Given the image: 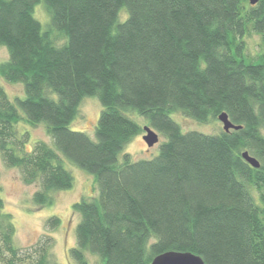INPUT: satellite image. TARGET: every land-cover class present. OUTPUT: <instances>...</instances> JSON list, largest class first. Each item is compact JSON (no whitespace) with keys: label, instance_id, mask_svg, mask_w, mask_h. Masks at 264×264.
Instances as JSON below:
<instances>
[{"label":"trees","instance_id":"1","mask_svg":"<svg viewBox=\"0 0 264 264\" xmlns=\"http://www.w3.org/2000/svg\"><path fill=\"white\" fill-rule=\"evenodd\" d=\"M0 47V79L25 94L13 101L0 83L4 164L38 185L37 207L73 188L63 158L95 178L98 194L73 204V261L151 264L177 251L206 264H264V0H0ZM87 97L102 105L95 139L71 129ZM134 113L165 138L153 159H119L144 132ZM176 113L201 124L226 113L239 129L184 133ZM22 124L44 125L53 146L29 150ZM4 208L0 198V264H54L53 237L16 247ZM59 225L51 217L46 227Z\"/></svg>","mask_w":264,"mask_h":264},{"label":"rangeland","instance_id":"2","mask_svg":"<svg viewBox=\"0 0 264 264\" xmlns=\"http://www.w3.org/2000/svg\"><path fill=\"white\" fill-rule=\"evenodd\" d=\"M124 16L125 13H122ZM35 17L46 26L49 22V16L40 4L35 8ZM248 53L250 56H256L261 52L260 37L256 34L247 38ZM8 59V53L5 48L0 47V62ZM0 83L4 86L6 92L14 101L16 97L23 98L24 88L22 84H11L3 79ZM102 105L97 97L85 98L80 107L76 119L71 124L74 131L84 132L92 139H95V128L98 122ZM137 121L142 129L149 126V121L140 117L136 113L131 115ZM172 118L181 126L184 133L197 131L205 134H217L223 129L220 121H214L206 124L198 123L180 113L172 115ZM150 127V126H149ZM152 128V127H151ZM20 133L28 131L31 136L28 149L31 150L39 140L47 142L53 146L51 138L47 135L44 125L30 127L26 124L19 125ZM154 130V129H153ZM159 136V142L153 147H149L143 137L146 134L136 136L125 148L119 159L122 160L124 154H130L134 161L150 160L155 158L160 152V145L165 138L155 130ZM65 168L70 171L75 179L72 189L55 194V204L47 207H37L33 203V195L38 190V185H26L22 179L19 169L7 167L0 155V198L4 201V212L13 216V222L16 228L14 238L15 246L20 249H26L35 245L43 235H50L54 239L52 249V261L54 264H77L69 255L72 247L76 246V226L79 222V216L73 212V204L84 198H92L98 194L97 185L94 176L77 168L68 160L64 159ZM257 202L258 198H257ZM51 217L60 219L59 227L53 229L47 228V220ZM91 264H99L96 257H89Z\"/></svg>","mask_w":264,"mask_h":264},{"label":"water","instance_id":"3","mask_svg":"<svg viewBox=\"0 0 264 264\" xmlns=\"http://www.w3.org/2000/svg\"><path fill=\"white\" fill-rule=\"evenodd\" d=\"M260 0H250L251 5H256ZM218 120L223 124V129L225 132H229L232 129H239L230 120L226 113H222ZM144 131L146 134L143 139L149 147H153L159 142V136L151 127H145ZM244 159L254 168H259V161L251 156L248 152L243 153ZM151 264H206L204 260L191 253V252H177L168 251L163 254L156 256Z\"/></svg>","mask_w":264,"mask_h":264}]
</instances>
